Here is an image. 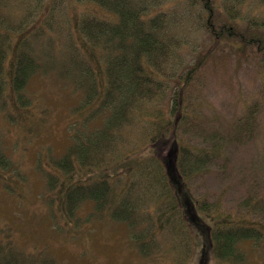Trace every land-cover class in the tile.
I'll return each instance as SVG.
<instances>
[{"label":"trees","instance_id":"trees-1","mask_svg":"<svg viewBox=\"0 0 264 264\" xmlns=\"http://www.w3.org/2000/svg\"><path fill=\"white\" fill-rule=\"evenodd\" d=\"M225 52L264 66V0H0V96L24 120L33 118L28 82L46 72L47 59L75 63L68 77L82 96L74 142L44 166L43 155L37 160L53 190L49 206L72 220L94 201L90 215L124 221L149 260L186 264L202 235L206 260L212 250L216 264H250L242 242L260 240L256 221H236L194 190L223 151L254 136L264 114L259 78L257 100L230 130L199 120L195 91ZM1 142L0 182L9 186L21 171ZM5 238L0 264H16Z\"/></svg>","mask_w":264,"mask_h":264},{"label":"rangeland","instance_id":"rangeland-1","mask_svg":"<svg viewBox=\"0 0 264 264\" xmlns=\"http://www.w3.org/2000/svg\"><path fill=\"white\" fill-rule=\"evenodd\" d=\"M199 40L202 44L204 37L199 36ZM223 56L225 59L203 77L194 103L204 126L223 123L230 130L231 123L239 117L244 119L257 100L264 66L232 52ZM46 64V72L34 74L26 88L33 118L24 120L26 115L16 110L10 98L8 102L0 96L1 147L21 171L11 185L0 182V228L7 230L0 232V237L5 243V236L9 238L16 248L9 256L16 264L20 259L31 263L42 259L46 264H163L144 257L131 238L129 226L112 218L111 212L91 216L94 201H85L72 220L57 208L56 202L53 206L59 211L49 206L53 190L37 167L38 156L43 155L44 166L49 155H63L72 145L71 123L81 114L75 106L82 93L69 81L68 75L76 71L73 57L56 56L47 59ZM258 118L261 121L253 137L238 145L232 143L205 176L194 180L196 195L208 196L214 209L231 213L236 221L242 217L256 221L253 224L258 226L260 240L242 242L250 264H264V114L259 113ZM94 123L96 119L90 126ZM191 141L200 143L201 138L193 136ZM204 241L201 235L186 264H216L212 250L206 260Z\"/></svg>","mask_w":264,"mask_h":264}]
</instances>
